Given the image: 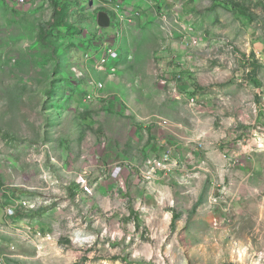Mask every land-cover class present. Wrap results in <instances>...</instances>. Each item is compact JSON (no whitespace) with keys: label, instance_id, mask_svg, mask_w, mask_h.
<instances>
[{"label":"rangeland","instance_id":"obj_1","mask_svg":"<svg viewBox=\"0 0 264 264\" xmlns=\"http://www.w3.org/2000/svg\"><path fill=\"white\" fill-rule=\"evenodd\" d=\"M52 1L0 0L1 207L37 196L64 264H264V31L231 6L264 0H112L101 31L61 0L54 54Z\"/></svg>","mask_w":264,"mask_h":264},{"label":"built area","instance_id":"obj_2","mask_svg":"<svg viewBox=\"0 0 264 264\" xmlns=\"http://www.w3.org/2000/svg\"><path fill=\"white\" fill-rule=\"evenodd\" d=\"M97 6H102L111 12L112 15H109L110 24L112 23V19L113 24L116 20L120 22L128 20L127 15L124 14L125 10H120V3L117 1L102 0L97 3ZM135 16H138L137 13L133 14L131 17L134 18ZM161 20L163 23H166L165 16H162ZM175 29L177 28L175 27ZM180 30H185V27L181 26ZM115 35H118V31ZM182 44L187 43L185 40H182L180 45ZM190 44H195V42H190ZM107 54L109 57L111 56L112 59L118 57V53L112 48L107 50ZM165 161H167V157L163 160V162ZM160 164L161 163L158 165ZM40 205L41 203H39L37 196H29L15 199L6 206L4 220L0 221V264H9V260L13 258L18 259V257H15V246L6 243V238L8 237H14L19 242L25 245H32L38 250H40L43 244L52 242L61 237L62 233L57 229L46 235L42 234L39 230H36L39 226L38 218L21 216L30 215L32 213L37 214L41 209ZM5 246L11 249V253H6Z\"/></svg>","mask_w":264,"mask_h":264},{"label":"trees","instance_id":"obj_3","mask_svg":"<svg viewBox=\"0 0 264 264\" xmlns=\"http://www.w3.org/2000/svg\"><path fill=\"white\" fill-rule=\"evenodd\" d=\"M231 6L232 8L237 9L238 10L237 12L240 13L242 16H245V17L250 16L251 18L250 20L254 21L256 25L264 31V23L259 21V19L256 17L255 14L251 13V15H248L247 12L250 13V11L248 9H245L244 6H242L241 4L232 2ZM68 7L69 6L62 5L61 0H55V1L53 0L52 5H51L52 12H51L50 19L42 21L41 24L39 25L38 39L41 42L48 44L53 54H54V45L51 43V41L48 40V37L53 35V32H56L57 34L73 35L80 31V29L77 26L68 22L67 20ZM101 10H104L109 15H112L108 9L102 6H98L96 9L92 10L91 17L96 27H98L96 23V15H97V12ZM63 27L65 28L64 32L60 30ZM98 28H100V31H101L102 28L101 27H98ZM177 218H178L177 215L173 216L172 218L173 226L175 225Z\"/></svg>","mask_w":264,"mask_h":264},{"label":"crops","instance_id":"obj_4","mask_svg":"<svg viewBox=\"0 0 264 264\" xmlns=\"http://www.w3.org/2000/svg\"><path fill=\"white\" fill-rule=\"evenodd\" d=\"M259 95L262 98V100H264V89H262L260 91ZM178 132H181V131L178 130ZM153 150H154V148H153ZM153 150L151 151V153L153 155H155L157 152L155 150L154 151ZM21 197H26V196H21ZM5 199H3V200L5 201ZM13 200H15V198L12 197V199L10 201H7V199H6L5 202L11 203ZM5 211H6V207L2 208L0 205V212H2L1 215L3 218V219H0V221L4 220ZM32 214H34V213H32ZM32 214L21 215V216L27 217V218H34V217H31ZM38 219H39L38 230H40L41 220H40V218H38ZM15 241L17 243H19V247L17 246L15 248V257H18V260H20V261H18V262L15 261L12 263L9 260L8 261L9 264H54V263H58V264L63 263L64 264V263H66V259H65V256L63 255L62 251L57 250V248L53 246V244H55V246H56V243H52V245H50L51 243H45L41 246L40 250H38L36 247H34L32 245H25V244L19 242L14 237L6 238L7 244L15 243ZM5 251H6V253H11V249L9 247H6V246H5ZM52 255H54L55 258ZM54 260H56L57 262Z\"/></svg>","mask_w":264,"mask_h":264},{"label":"water","instance_id":"obj_5","mask_svg":"<svg viewBox=\"0 0 264 264\" xmlns=\"http://www.w3.org/2000/svg\"><path fill=\"white\" fill-rule=\"evenodd\" d=\"M96 23L98 27H101V28L108 27L110 25L109 14L104 10L98 11L96 15Z\"/></svg>","mask_w":264,"mask_h":264}]
</instances>
